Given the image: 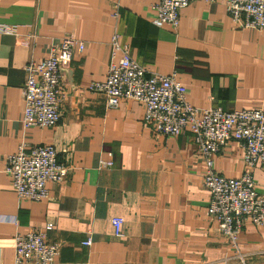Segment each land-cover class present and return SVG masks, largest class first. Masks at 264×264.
I'll return each instance as SVG.
<instances>
[{
	"label": "crops",
	"instance_id": "obj_1",
	"mask_svg": "<svg viewBox=\"0 0 264 264\" xmlns=\"http://www.w3.org/2000/svg\"><path fill=\"white\" fill-rule=\"evenodd\" d=\"M153 0H0V262L13 261L14 236L47 223L49 242L60 244L59 264H264V227L245 222L236 245L208 212L202 185L209 165L228 178L248 168L244 150L229 139L211 163L186 129L156 134L145 122V104L88 89L102 81L120 56L111 37L127 45L148 72L171 74L197 108L224 111L264 108V29L238 28L222 1L193 0L179 9L176 29L154 22ZM65 34L83 41L62 70L64 98L52 127H24L25 65L47 56ZM52 145L68 167L47 196L20 199L5 172L19 144ZM101 160L112 161L101 167ZM251 172L264 199V164ZM122 219L120 236L111 220ZM87 237L91 244L81 245Z\"/></svg>",
	"mask_w": 264,
	"mask_h": 264
},
{
	"label": "built area",
	"instance_id": "obj_2",
	"mask_svg": "<svg viewBox=\"0 0 264 264\" xmlns=\"http://www.w3.org/2000/svg\"><path fill=\"white\" fill-rule=\"evenodd\" d=\"M193 0H153L154 22L176 29L179 9ZM222 1L238 28L264 29V0H202ZM113 17L118 16L120 0H112ZM1 34H15V29L0 23ZM113 52L121 56L108 66L102 81L91 82L88 89L104 94L107 105L117 106L120 99H133L145 104L144 120L156 134L174 137L188 129L205 159L211 163L229 139L243 148L247 170L239 178H228L209 165L202 177V185L210 193L208 212L215 217L217 228L236 245L245 222L264 227V199L254 190L250 168L256 162L264 164V108L224 111L220 108H197L186 100V88L176 79L175 72L165 75L148 72L130 56L127 45L119 43V34L111 37ZM83 41L72 34L63 35L50 47L46 57L28 62L22 88L24 127H52L59 120V109L64 98L62 70L68 66L75 52L83 50ZM112 161L101 160V167ZM5 172L11 187L20 199L39 201L47 196L48 181L61 182L68 167L58 161L52 145L25 144L6 157ZM114 234L120 236L122 219L111 220ZM47 223L41 229H31L14 236L13 261L10 264H59L56 257L60 244L49 242ZM91 244L87 237L81 245ZM0 264H3L0 262ZM246 264V263H244Z\"/></svg>",
	"mask_w": 264,
	"mask_h": 264
}]
</instances>
